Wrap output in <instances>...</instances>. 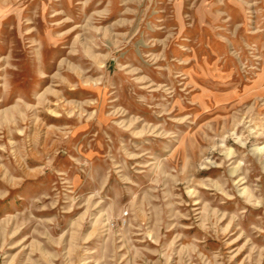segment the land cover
Returning <instances> with one entry per match:
<instances>
[{"label": "rangeland", "instance_id": "rangeland-1", "mask_svg": "<svg viewBox=\"0 0 264 264\" xmlns=\"http://www.w3.org/2000/svg\"><path fill=\"white\" fill-rule=\"evenodd\" d=\"M0 264H264V0H0Z\"/></svg>", "mask_w": 264, "mask_h": 264}]
</instances>
